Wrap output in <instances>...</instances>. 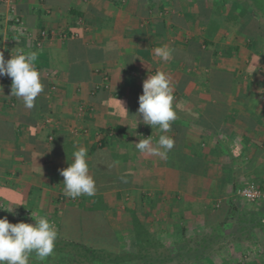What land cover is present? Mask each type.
I'll use <instances>...</instances> for the list:
<instances>
[{"label":"crops","instance_id":"obj_1","mask_svg":"<svg viewBox=\"0 0 264 264\" xmlns=\"http://www.w3.org/2000/svg\"><path fill=\"white\" fill-rule=\"evenodd\" d=\"M11 1L26 34L0 6V53L5 60L19 49L38 53L44 91L28 109L0 77V218L34 224V212L47 216L58 237L43 264H80L75 245L101 251L110 236L133 240V218L148 227L150 207L181 191L207 199L239 176L264 187V8L252 0ZM232 4L237 17L228 21L221 11ZM43 29L67 37L36 48ZM252 44L257 51H247ZM164 45L172 49L167 63L152 52ZM156 72L169 78L177 113L163 133L175 142L166 161L135 146L161 134L137 116L142 83ZM101 73L109 90L95 89ZM78 147L88 150L96 194L71 199L59 172ZM116 249L133 253L135 243Z\"/></svg>","mask_w":264,"mask_h":264},{"label":"clouds","instance_id":"obj_2","mask_svg":"<svg viewBox=\"0 0 264 264\" xmlns=\"http://www.w3.org/2000/svg\"><path fill=\"white\" fill-rule=\"evenodd\" d=\"M152 52L162 62L167 63L173 59L172 49L166 45L155 47ZM37 58L38 53H25L22 49L17 50L15 55L11 54L7 60L0 53V77L11 78V95L21 99L28 109L35 106L37 96L44 91L40 73L35 67ZM173 91L174 88L164 72L148 75L143 81L142 95L138 97L137 116L142 117L143 124L157 128L161 134L155 144L150 136L135 143L139 153L166 161L168 153L173 150L174 140L163 134L171 131V122L177 119L173 107ZM118 103L127 114L123 102ZM88 159L87 148L78 147L72 152V162L67 168L60 170L65 196L71 199L95 196L96 185L94 178L89 174ZM33 215L37 217L34 224H12L6 217L0 218V264H30L32 259L43 264L53 256L58 237L55 226L46 215H40L38 212Z\"/></svg>","mask_w":264,"mask_h":264},{"label":"rangeland","instance_id":"obj_3","mask_svg":"<svg viewBox=\"0 0 264 264\" xmlns=\"http://www.w3.org/2000/svg\"><path fill=\"white\" fill-rule=\"evenodd\" d=\"M252 4L256 7V0H252ZM5 7L3 6V9ZM233 8V7H231ZM248 10L246 15H248ZM7 18L10 21L11 24H13V18L12 16L8 15L7 9H6ZM231 21H235V18L233 17ZM263 24V23H262ZM262 29V28H261ZM263 31V29H262ZM248 46V45H244ZM254 46V49L257 51V44H252L248 46L247 51H252ZM262 46V45H261ZM251 48V49H250ZM264 57V56H263ZM239 64V61H238ZM256 65H259L258 60L255 63ZM263 64V63H262ZM261 69V75H264V66H260ZM252 78V76H251ZM261 79L264 77H260ZM199 118V116H197ZM105 169H107V174H112V165H106L104 166ZM238 180H240L238 185H242L246 182H248L250 179H246L245 177L239 176ZM250 182V181H249ZM251 182L255 183L256 185H259V182L257 180H251ZM237 184V183H236ZM183 192V191H181ZM177 193V195H171V197H167V199H162L157 204H155V210L151 209L149 210V213L154 215L149 216L148 220V227L149 229H153L155 231L165 230V226L168 227L166 229L167 232H170V234H167L165 232V235L171 236V239H176L177 236L180 234L181 230V221L178 223V221L182 218L187 219L188 221H191L193 224L197 223L198 225H201L200 221L201 218L204 216L203 212L207 209H212L215 207L217 203H219L223 198L228 199L231 198L237 208L238 211L242 214L236 215V217L230 221L228 224L223 226V228L215 229L214 232L217 235L214 238H210V241L208 242V245L206 246V250L204 252V260H202L199 264H245L247 263L246 260L250 258H255L257 260H262L264 264V252H259L258 248L261 247L264 250V235L263 238L260 240L262 236H260L259 230H254L251 224L255 223L256 218L255 211H256V204L248 203L242 199H240L236 193L234 194L232 191V188H218L213 189L212 191L209 190V197L207 199H203V197L198 195H189V194H181ZM145 208H147V205L143 206V213L145 212ZM145 209V210H144ZM166 214L168 219L163 218L162 215ZM170 214V215H168ZM166 215L164 217H166ZM243 217L244 219H247L245 223L238 224V219ZM170 219V220H169ZM169 220V221H168ZM238 224V225H237ZM229 225V226H228ZM239 228V230H237ZM201 231V230H197ZM202 234L206 235L212 232L210 229H204L202 230ZM195 232V231H194ZM195 234V233H194ZM193 236V234H192ZM176 237V238H175ZM207 237V236H206ZM162 239V242L165 245H170V242L168 239ZM198 239V240H197ZM201 238L193 237V240H197V242H200ZM191 242L192 247H197V244L195 241ZM103 253L100 255L103 258V261L113 260V258H108V255H115L117 251L116 245L120 246L121 248L124 247V245H131L133 242L132 237H130L125 244L122 242L121 238H118V240L115 242L113 237L110 236L103 240ZM173 244V243H172ZM201 246V245H200ZM169 247V246H168ZM173 247V245L171 246ZM107 252V253H105ZM134 254L137 253L136 248L134 249ZM78 254V252L76 253ZM250 254H252L251 257ZM258 257V258H257ZM170 264H179V261L175 260L174 262ZM180 264H195L194 262H186L181 261Z\"/></svg>","mask_w":264,"mask_h":264},{"label":"trees","instance_id":"obj_4","mask_svg":"<svg viewBox=\"0 0 264 264\" xmlns=\"http://www.w3.org/2000/svg\"><path fill=\"white\" fill-rule=\"evenodd\" d=\"M263 3L264 0H256V6L258 8L263 9ZM229 7H233V4ZM221 12L222 14L226 15L228 21L233 17L235 19L237 17L233 11V8L232 10L227 11L225 9ZM260 14L261 13L259 11L249 12L248 17L261 19ZM240 186L241 185L233 184L232 191L234 194L237 192ZM217 204L218 206H215L212 209H207L205 210V212H203L204 216L201 218V225H198L197 223L193 224L187 219H180L178 223L181 221V230L179 236H177V238L175 237L176 239H171V236L163 234L166 231H163L161 229L159 232H151L146 223L139 222V220L133 218V242L135 243V248L137 251L136 254L130 252L114 251L116 252L114 256L108 255V258H113V260L103 261V258L101 256L103 250L95 251L90 249V247L87 248L77 245L74 246L75 251L71 252V254L77 258L76 261H78L80 264H132V262H134V264H170L175 260L179 261V264L183 260L186 262L190 261L194 262L195 264H199L202 262V260L205 259V245H208L210 238H214L217 236L215 235L216 233L214 232V230H217V228H223V226L232 221L236 217V215L238 216V214L240 213L238 211L239 209L231 198H223ZM255 207L256 211L255 215L253 216H255L256 221L251 225L254 226V230H259L260 232H262V234H264V202L256 204ZM238 220V224H242L247 221V219H244L243 217L239 218ZM167 228L168 227L165 226V230ZM207 228L212 232L203 235L202 230ZM239 228L240 227H238L237 230H239ZM163 235L165 239L169 240V247L162 242L161 238L163 237ZM193 237L201 238L200 242H197L198 239L193 240ZM192 240L196 242L194 244H197V247L191 246ZM172 245L173 247H171ZM77 252L78 254H76Z\"/></svg>","mask_w":264,"mask_h":264},{"label":"built area","instance_id":"obj_5","mask_svg":"<svg viewBox=\"0 0 264 264\" xmlns=\"http://www.w3.org/2000/svg\"><path fill=\"white\" fill-rule=\"evenodd\" d=\"M0 6L1 7H5L7 9V13L8 15L12 16L13 18V25H15L16 27H19L20 29H23V23L22 20L18 17V15L16 14V5L14 1L11 0H0ZM23 31L26 34V29L24 28ZM31 35L29 34V37ZM53 37H59L61 39H65L67 37L66 33H57L54 30H40L37 33V37L33 38L32 40H34V42H32V46L39 48L42 46V43L44 41H46L49 38H53ZM9 42H12L11 40H9ZM100 76V85H96L95 89H103V90H109V81H108V76L105 73H101L99 74ZM4 79L6 80H11V78L4 76ZM236 195L248 202V203H252V204H258L261 202H264V187H260L258 185H256L253 182H246L244 184H242L237 192ZM215 206H218V204H216Z\"/></svg>","mask_w":264,"mask_h":264}]
</instances>
